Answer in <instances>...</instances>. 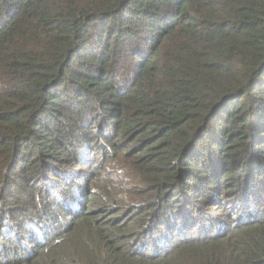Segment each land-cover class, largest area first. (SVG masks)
I'll use <instances>...</instances> for the list:
<instances>
[{"label":"trees","instance_id":"16d2710c","mask_svg":"<svg viewBox=\"0 0 264 264\" xmlns=\"http://www.w3.org/2000/svg\"><path fill=\"white\" fill-rule=\"evenodd\" d=\"M0 264H264V0H0Z\"/></svg>","mask_w":264,"mask_h":264}]
</instances>
